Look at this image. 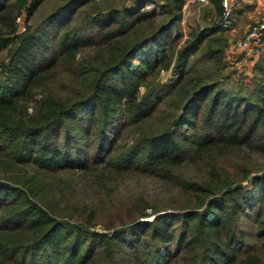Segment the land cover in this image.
Listing matches in <instances>:
<instances>
[{
	"label": "trees",
	"instance_id": "obj_1",
	"mask_svg": "<svg viewBox=\"0 0 264 264\" xmlns=\"http://www.w3.org/2000/svg\"><path fill=\"white\" fill-rule=\"evenodd\" d=\"M42 1L0 0V49L8 48L11 55L0 69V264H119L123 244L141 250L139 262H134L138 264L167 263L171 256L167 264L173 260L264 264L250 249H237L245 233L236 229L234 221L243 211L238 196L245 205H258L264 214V170H254L251 161L255 153L264 154V81L259 79L253 95L247 96L226 90L211 76L193 73L191 65L207 39L211 40L203 51L223 57L222 49L212 50L211 44L220 28L192 31L176 50L177 36H166L181 19L185 0H167L161 6L167 17L160 23L146 18L152 11L140 12L141 0L137 8H108L106 14L90 16L85 23L111 17L120 21L113 28L101 27L96 38L81 36L77 28L66 30L57 40L56 51H51L49 44L36 42L30 27L15 34L16 19L33 15ZM90 1L67 0L48 20L61 10L70 18L77 7ZM214 1L219 6V0ZM86 47L98 51L90 58H77ZM33 49L40 51V60L28 58ZM173 60L177 78L140 95L148 77L169 70ZM62 67L72 77L62 84L65 96L56 92ZM171 95L176 110L168 122L135 132L120 152L116 146L111 149L113 142H103L104 130L111 127L121 133L129 125L139 128ZM80 113L87 115L78 117ZM76 118L101 126L91 163L88 158L72 160L67 151L62 152V141H53L57 129ZM191 129L200 134L187 135ZM106 152L111 155L104 160L101 156ZM103 163L112 173L105 172L106 167L91 170ZM185 165L203 171V176L185 182L180 171ZM14 166L21 173H13ZM27 166L36 169L31 176L21 169ZM63 170L95 171V181L87 187L104 190L99 194L109 200L115 189L109 183L126 173L169 181L188 194L178 212L153 209L148 214L146 203L130 204L123 209L124 218L102 225L105 232H101L95 229L101 214L94 207L70 206L71 213L81 212L82 219L75 223L62 217L56 203H42L56 190L62 193L54 180ZM41 173L55 179L46 181ZM230 196L236 201L227 207ZM149 216H154L150 223L141 220ZM175 219L179 225L171 224ZM257 222L264 229V217ZM174 242L177 250L171 253Z\"/></svg>",
	"mask_w": 264,
	"mask_h": 264
},
{
	"label": "rangeland",
	"instance_id": "obj_2",
	"mask_svg": "<svg viewBox=\"0 0 264 264\" xmlns=\"http://www.w3.org/2000/svg\"><path fill=\"white\" fill-rule=\"evenodd\" d=\"M65 1L67 0H43L39 7L34 11L33 15L29 17L20 16L17 21L18 29L15 34L18 36L19 33L30 27L32 28V31L35 32L34 35L36 42L41 41L45 46L46 44H49V49L51 51H56L58 45L57 40L61 34L63 36L66 30L68 31L69 29L77 28L76 31L81 36L96 38L95 36H97L102 30L101 27L104 29L113 28L117 25L116 22H118L119 19L117 17L116 19L115 17H111L104 18L97 23H85L90 16L99 13L106 14V9L108 10V8H115L118 10H122L123 8H137L139 7V4L137 3L141 0H91L87 4L77 7L73 14H71L72 16H70V18H67L66 12L61 10L59 11V15H56V17H51V19L48 20L49 16L56 9H58L59 6L63 5ZM206 1V3H203L197 0H185L181 10V19L174 23V27H172L170 33H168L166 36L167 39L177 36L174 43L176 50H178L185 43V41L190 37L192 31L194 32L195 30H202L204 28H214L217 25L216 21L220 18L222 9L221 0H219V6L216 5V1L214 0ZM166 2L167 0H142L141 5L143 7L140 12L146 11L149 13L152 11L153 14H147L146 18L155 21L156 23H160L167 17L163 13V9L161 7L162 5L166 4ZM62 21L64 22L62 23ZM61 23L62 30L60 29ZM220 29L218 33L214 35L217 40L213 41L211 44L212 50L219 48L222 49L223 57L219 59V57L216 55L205 53L207 50H205V52L203 51V49H206L207 44H209V41L211 40L207 39L199 52H197V54L191 58V65L193 70H195L193 73L211 76L212 80H217L220 86L226 90L240 92L248 96L257 89L260 81L250 78L245 73L244 69L240 67L241 65L237 64L240 61V56H237L236 50H238V48L235 46V42L240 38H234L231 35V29ZM55 31H57V33ZM58 31H62V33L58 34ZM11 47L14 48V45H11ZM7 49L8 48L0 49V69L2 65H7L10 61L11 55ZM80 50V55H78L77 58L80 56L90 58L95 54L96 51H98L93 47H86ZM39 52V50H30L28 58L31 57V59H34V61L40 60L41 55ZM48 52L45 51V55H49ZM242 55L243 57H247L244 55V53ZM34 56L37 58V60ZM197 59L198 61L196 62ZM174 61L175 60H173L169 70H161L156 74V76L153 75L148 77L144 86L140 88V95L146 91H150L158 85H170L172 81L177 78V75L173 71ZM1 78L2 77L0 73V79ZM71 80L72 77L64 73L62 67V83L60 80L58 81L56 85V92H62V96H65L66 93L61 91V88H63L62 84L70 82ZM262 80L264 81V79ZM158 88H156L155 91ZM173 95L165 98L159 107L154 111L152 116L144 121L146 123L141 124L139 128L136 125H129L126 131L121 133H119L120 130H113L111 127L108 131L104 130L103 142L106 145L113 142V148L111 149H114L116 146L115 150L118 148L116 151L120 152L131 143L130 141L132 140L135 132H139L142 129H155L159 126V124L168 122L169 117H172L176 110L175 105L171 103V98ZM84 113L78 114V117L86 116L87 114ZM89 122L90 121H88V119L80 122L76 118L73 120H67L57 129V133L53 138V141L59 144L62 141V152L67 151V153H69L68 155H71L69 158L72 160L88 158L89 163H91V161L96 157L95 150L97 149L98 143L101 140L102 134V132L99 133L101 131V126L98 125V123L92 125V123ZM79 129L82 131L78 134L77 132ZM197 133L200 134V132L197 130L191 129L188 131L187 135H195ZM108 152L101 156L102 158L104 157V160H107V158L111 154H114L115 151H113L111 154ZM251 161L253 165L252 168H254V170H264V154L262 155L255 153ZM97 166L98 167H92L91 170L102 169L103 167H106L104 171L108 174L112 173V170L108 166H104V163ZM21 169L26 171V174L30 176L36 171V169L31 166ZM11 170L14 171L13 173H21L17 171L16 166H14V169ZM180 171L182 172L181 175L186 179L185 182H187V179L190 181L195 179L198 180V178L204 174L203 171H199V169L194 168L193 165L182 166ZM89 172L90 170L84 172L79 170H63L59 172L57 174L58 176L56 180L54 181L58 185L62 186V193L60 190H56L53 196H45V199L42 200V203L44 205L48 204L49 202H52V204L56 203L59 205V208H62V217H64L65 220L75 223L82 219V217L79 219L81 212H78L77 209L76 212L71 213L70 206H74L75 204L76 206H79V210L85 207H94L98 210V213L101 214V224L97 225L95 229L100 230L101 232H105V230L102 228V225H111L114 224V222H118V220L121 218H124L126 214L123 212V209L130 204L135 205L139 202L143 205L146 203L148 205L146 208V212L148 214L151 213L153 209L166 210L160 213H169L170 210L178 212L185 205V196L188 194V192L184 191L181 187L157 177L138 175L135 173H126V175H120L112 179L114 181L110 182L109 186L112 188L114 185L115 189L112 193V199L109 200L105 197L104 193L106 192L104 190H98L95 186L90 188L87 187V185H91L92 181H95V171H93V173ZM40 175L46 177V181H52L55 179L49 178L48 175H43L42 173ZM51 176L52 175H50V177ZM99 191L104 193L99 194ZM238 200L241 202V205H243V211L234 217L235 226L236 229L243 230L245 234L241 244L237 246V249L244 251L248 248L250 249V253L253 251L264 262V229H262V227L259 226L257 222V220H262L264 217V214L261 213L262 209L259 208L258 205H245L243 203V199H241L240 196H238ZM230 201L236 200L233 196L228 197L226 199L227 207L232 204ZM225 211L227 210L225 209ZM153 217L154 216H149L141 220L148 221V223H150ZM170 222L171 224L179 225L176 219L170 220ZM152 245L153 243L150 242L149 246ZM176 245L177 242H174L171 245V253L177 250ZM150 249L151 247L148 249V252ZM141 255V250L133 251L129 246L123 244V250L119 253V261L121 260V263L119 262V264H138L134 262H139V256ZM174 262L175 261L173 260L171 264H183V262L180 261L177 263ZM167 263L166 260H163L162 264Z\"/></svg>",
	"mask_w": 264,
	"mask_h": 264
},
{
	"label": "crops",
	"instance_id": "obj_3",
	"mask_svg": "<svg viewBox=\"0 0 264 264\" xmlns=\"http://www.w3.org/2000/svg\"><path fill=\"white\" fill-rule=\"evenodd\" d=\"M230 3L234 15L231 35L234 38H241L250 25L264 20V0H230ZM236 51L237 56H240L237 64L241 65L245 73L257 81L264 79V44L247 57H243L241 50Z\"/></svg>",
	"mask_w": 264,
	"mask_h": 264
},
{
	"label": "built area",
	"instance_id": "obj_4",
	"mask_svg": "<svg viewBox=\"0 0 264 264\" xmlns=\"http://www.w3.org/2000/svg\"><path fill=\"white\" fill-rule=\"evenodd\" d=\"M196 1V0H192ZM206 3V0H197ZM221 14L216 21V26L222 30L231 29L234 23L233 7L230 0H221ZM20 17L16 19V23ZM264 44V20L252 24L245 34L235 42V46L241 50L245 56L260 48Z\"/></svg>",
	"mask_w": 264,
	"mask_h": 264
}]
</instances>
